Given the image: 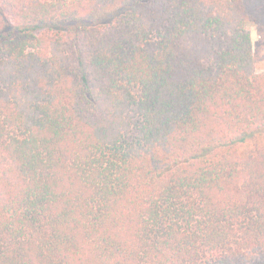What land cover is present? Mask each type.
Masks as SVG:
<instances>
[{
    "label": "trees",
    "instance_id": "1",
    "mask_svg": "<svg viewBox=\"0 0 264 264\" xmlns=\"http://www.w3.org/2000/svg\"><path fill=\"white\" fill-rule=\"evenodd\" d=\"M243 0H0V264H264V74Z\"/></svg>",
    "mask_w": 264,
    "mask_h": 264
},
{
    "label": "rangeland",
    "instance_id": "2",
    "mask_svg": "<svg viewBox=\"0 0 264 264\" xmlns=\"http://www.w3.org/2000/svg\"><path fill=\"white\" fill-rule=\"evenodd\" d=\"M249 12L255 17L250 26L254 66L257 73L264 74V0H243ZM264 145V134L249 142L240 152L249 151Z\"/></svg>",
    "mask_w": 264,
    "mask_h": 264
}]
</instances>
